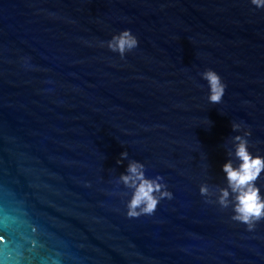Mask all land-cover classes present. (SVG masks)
<instances>
[{"label": "water", "instance_id": "1", "mask_svg": "<svg viewBox=\"0 0 264 264\" xmlns=\"http://www.w3.org/2000/svg\"><path fill=\"white\" fill-rule=\"evenodd\" d=\"M123 28L138 45L121 58L103 42ZM246 127L264 155L249 0H0V264H264V219L249 230L217 202ZM130 160L172 192L151 215L125 214Z\"/></svg>", "mask_w": 264, "mask_h": 264}, {"label": "clouds", "instance_id": "2", "mask_svg": "<svg viewBox=\"0 0 264 264\" xmlns=\"http://www.w3.org/2000/svg\"><path fill=\"white\" fill-rule=\"evenodd\" d=\"M256 8H264V0H249ZM111 51L121 58L138 45V39L128 28L114 32L111 37L103 42ZM200 76L207 82V100L210 103H219L224 95L226 84L218 72L212 68H205ZM205 123H210L207 119ZM235 131L241 127L240 123H232ZM251 132L248 127L243 134L236 132L232 136V151L226 153L228 158L221 164L224 174L225 186L219 189L217 202L221 207L231 204L230 219L241 222L251 230L256 223L264 219V192L257 180L264 173V155L254 154L249 150L248 136ZM120 157H126L127 152L121 151ZM234 158V159H233ZM123 161L117 159L116 163ZM119 180L131 191L125 202L128 217H138L142 214L151 215L161 198H171L172 192L162 183V177L145 175L144 164L138 160H130L125 170L120 173ZM200 194L208 192L206 184L198 187Z\"/></svg>", "mask_w": 264, "mask_h": 264}]
</instances>
